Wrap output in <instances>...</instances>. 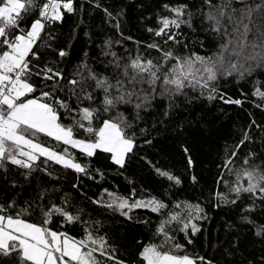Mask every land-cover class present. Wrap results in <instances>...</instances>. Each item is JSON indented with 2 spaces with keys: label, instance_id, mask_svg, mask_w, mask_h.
<instances>
[{
  "label": "snow or ice",
  "instance_id": "snow-or-ice-1",
  "mask_svg": "<svg viewBox=\"0 0 264 264\" xmlns=\"http://www.w3.org/2000/svg\"><path fill=\"white\" fill-rule=\"evenodd\" d=\"M93 7L102 11V22L110 24L118 37L103 41L102 58H98L103 71L88 63L87 51L69 70L71 45L56 43L57 27L66 14L77 11L75 0H0V171L7 185L0 202V264H264V223L257 224L254 218L258 208L264 211V159L257 161L259 154L249 151L239 166L235 163L239 148L254 142L253 128L264 134V126L254 117L219 166L224 171L216 184H223L225 191L217 187L206 197L213 209H237L239 223L225 221L224 239L217 237L215 245L206 237L210 247L204 254L186 250L211 218L201 203L138 195L135 187L128 195L108 188L97 196L80 191L100 217L111 214L152 231L148 242L138 240L135 254L125 259L107 232L101 234L104 219L84 207L73 209L67 193L57 203L52 197L63 190L49 187L42 178L59 181L52 168L57 165L74 174L77 182L71 187L79 191L84 178H104L103 171L92 167L99 154L117 170H126L140 139L151 145L149 137L159 134L161 127L177 136L194 124L210 132L206 120L193 115L197 102L219 100L243 106L248 94L241 92L244 99H233L221 91L220 84L229 78L239 83L264 76V0L166 2L156 25L146 28L156 39L144 45V52L137 49L135 56L113 50L114 45L133 39L122 31L125 9L114 12L99 0ZM198 22L220 41L211 55L192 51L183 32L186 27L198 35ZM194 43L205 45L201 39ZM251 96L253 106L264 112V79L255 80ZM180 148L192 169L195 162L189 148L183 143ZM141 159L167 181L166 193L182 185L179 175L157 166L158 162ZM13 170L15 175H10ZM36 173L42 174L41 183L21 207L15 189L21 181L31 184ZM225 174L232 179H225ZM190 179L198 182L195 175ZM140 209L157 217L154 225L150 216L135 215ZM76 227L80 235L70 231ZM244 229L258 238V257L243 256L240 233Z\"/></svg>",
  "mask_w": 264,
  "mask_h": 264
},
{
  "label": "trees",
  "instance_id": "trees-1",
  "mask_svg": "<svg viewBox=\"0 0 264 264\" xmlns=\"http://www.w3.org/2000/svg\"><path fill=\"white\" fill-rule=\"evenodd\" d=\"M94 2L95 0H75L76 13L66 14L63 24L57 27L56 35L59 39L56 43L64 47L71 45L68 48L70 51V57L67 61L69 70L84 58L83 54L87 51L89 54L88 63L96 70L103 71V65L100 64L98 59L102 58L101 46L103 41L109 37L118 38L111 25L102 22L104 20L103 13L93 7ZM99 2L104 6H111L110 10L114 12L120 8L125 9L124 16L121 19L122 31L125 36H131L133 39L124 41L122 46L114 45L113 50L117 51L121 56H135L137 49L144 52V45L156 39L146 31V28L156 25L157 15L163 12L162 5L166 2L174 4L176 0H99ZM183 2L191 4L192 0H183ZM197 28L198 35H193L186 27L183 28L189 47L199 55H211L217 50L220 43L219 39L214 34L205 32L199 22L197 23ZM198 39L205 41L204 47L194 43ZM137 41L139 42L138 44L136 43ZM180 51L184 52L185 50L181 49ZM256 79H264V76H253L239 83L234 78H229L228 81H222L220 84L221 91L233 99H244L241 96V92L248 94L243 106L224 104L219 100L211 104L197 102L193 106V115L206 120L211 129L210 132H205L203 128H199L194 124L189 132L177 136L171 130L165 131L161 127L159 134L153 132L151 137H149L153 140L151 145L143 144V138L140 139L136 155L131 157L126 170H117L115 166L110 165L104 159V154H99L97 158L92 160V167L103 171L104 178L100 179L97 177L96 181L84 178L82 181L83 187L79 191L71 187V183L77 182L71 171L65 172L59 166L52 165L55 174L60 175V180L42 177L41 173H36V179L31 184L21 181L22 186L15 189L20 202L19 206H25L24 201L32 194L33 188L41 183L42 177L49 187L55 186L63 190L52 197L57 203L60 202L59 197L67 193L73 209L84 207L86 212L97 216V218L104 219L105 227L101 230V234L107 232L110 241L119 247L121 254L127 259L130 255L135 254L136 242L138 240L148 242L152 236V231L144 226L133 225L123 221V218L114 217L111 214H107L106 217H100L97 212L93 211V206L81 197L80 191L87 192L88 196H97L103 188H108L109 191L128 195L131 189L135 187L138 195L151 194L158 197L162 196L166 201L179 198L194 204L201 203L211 217L203 225L205 231L194 238L195 242L193 245H187L186 241L183 240L182 234H177V239L181 243L186 244V250L189 253L204 254L206 248L210 247L206 237L215 245L218 243L217 237L221 240L224 239L225 229L222 225H224L225 221L234 220L239 223V216L236 215L237 209H233L231 212L227 208L213 209L206 197L210 198L211 193L217 187L221 191H225L223 184L219 186L216 184L220 173L224 171L219 166L223 164L226 156L242 138L243 130L248 127L250 119L254 117L257 123L264 126V112L253 106L255 98L251 96ZM182 115H187V113ZM151 123L152 120L149 118L148 125L150 126ZM141 126L145 125L142 124ZM251 135L254 137V142H246L239 148L235 161L236 166L240 165L241 160L249 151L259 154L257 161L264 159V144L261 143V140L264 139V134L253 128ZM182 143L189 148L195 162L194 167L190 170L180 148ZM141 157H146L153 163L158 162L157 166H163L179 175L183 181L182 185L166 193L167 181L157 177ZM78 158L81 161H85L84 157L78 155ZM119 171H123V175H120ZM10 175H15L14 170ZM192 175L197 177L198 182L196 184L191 182L190 178ZM17 178L19 179V177ZM129 179L133 181L132 184L128 183ZM225 179H232V177L225 174ZM141 189L144 191L141 192ZM6 190L7 185L3 180V173L0 171V202H3ZM135 215L141 218L150 216L153 225L157 220L154 214L144 209L137 210ZM254 218L257 224L264 223V211L258 208ZM32 219L38 221L39 218L34 216ZM70 231L74 235L81 234L79 227L72 228ZM240 234V249L243 252V256L249 259L258 257L261 252V244L258 238L248 232L247 229L242 230ZM238 259L241 258L238 257Z\"/></svg>",
  "mask_w": 264,
  "mask_h": 264
}]
</instances>
